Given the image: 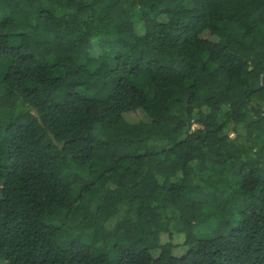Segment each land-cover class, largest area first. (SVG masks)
Listing matches in <instances>:
<instances>
[{
  "label": "trees",
  "instance_id": "1",
  "mask_svg": "<svg viewBox=\"0 0 264 264\" xmlns=\"http://www.w3.org/2000/svg\"><path fill=\"white\" fill-rule=\"evenodd\" d=\"M0 264H264V0H0Z\"/></svg>",
  "mask_w": 264,
  "mask_h": 264
},
{
  "label": "rangeland",
  "instance_id": "2",
  "mask_svg": "<svg viewBox=\"0 0 264 264\" xmlns=\"http://www.w3.org/2000/svg\"><path fill=\"white\" fill-rule=\"evenodd\" d=\"M140 116V115H139ZM133 117H136V115H134ZM197 125H194L193 128H195Z\"/></svg>",
  "mask_w": 264,
  "mask_h": 264
}]
</instances>
